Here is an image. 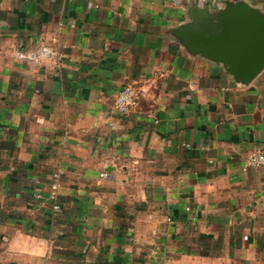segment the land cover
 <instances>
[{
	"label": "crops",
	"instance_id": "obj_1",
	"mask_svg": "<svg viewBox=\"0 0 264 264\" xmlns=\"http://www.w3.org/2000/svg\"><path fill=\"white\" fill-rule=\"evenodd\" d=\"M239 2L0 0V264H264V70L183 38Z\"/></svg>",
	"mask_w": 264,
	"mask_h": 264
},
{
	"label": "water",
	"instance_id": "obj_2",
	"mask_svg": "<svg viewBox=\"0 0 264 264\" xmlns=\"http://www.w3.org/2000/svg\"><path fill=\"white\" fill-rule=\"evenodd\" d=\"M196 17L183 27V38L192 53L222 64L241 85L264 70V14L258 9L239 2L227 4L216 18L204 12L198 13L199 21ZM197 23L203 26L195 29Z\"/></svg>",
	"mask_w": 264,
	"mask_h": 264
},
{
	"label": "built area",
	"instance_id": "obj_3",
	"mask_svg": "<svg viewBox=\"0 0 264 264\" xmlns=\"http://www.w3.org/2000/svg\"><path fill=\"white\" fill-rule=\"evenodd\" d=\"M16 57L18 59H22L24 57L21 53H16ZM139 94L138 92L131 87H124L117 95L114 108L117 112L122 114H127L130 109H135L139 106ZM245 167H261L264 168V150H259L256 152L249 153L245 159ZM59 176L60 172L53 174V183L51 184V192L49 194L48 200L52 205V209L54 211H59L60 206L57 202V190L59 188ZM40 196L38 195L37 198Z\"/></svg>",
	"mask_w": 264,
	"mask_h": 264
}]
</instances>
